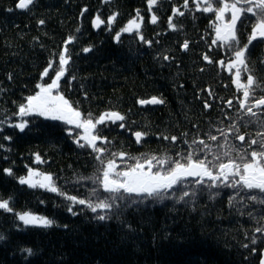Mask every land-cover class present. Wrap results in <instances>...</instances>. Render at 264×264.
Listing matches in <instances>:
<instances>
[{
	"label": "trees",
	"instance_id": "16d2710c",
	"mask_svg": "<svg viewBox=\"0 0 264 264\" xmlns=\"http://www.w3.org/2000/svg\"><path fill=\"white\" fill-rule=\"evenodd\" d=\"M209 2L188 0L185 8V0H159L150 8L148 0H35L28 9H19V0H0V119L6 120L0 126V198L12 208L0 210V234L5 237L0 241V264L260 263L264 232L256 229L264 228V204L251 199L264 196L258 190L210 188L207 183L197 188L185 182L163 200L133 194L117 200L115 209L93 213L86 207L110 195L99 184L109 160L121 171L136 158L143 162L145 157L170 156L183 161L196 151L201 159L207 154L211 160L233 149L230 156L246 153L245 161H250L251 151L261 150L264 105L257 108L255 102L264 98V38L257 37L246 51L248 71H241L240 83L247 84L251 75L254 85L244 101L243 89L233 83L237 69L228 67L237 46L213 44L219 22L214 11L201 10ZM222 2H212V7ZM138 11L141 29L122 32ZM97 15L105 21L99 28L92 25ZM228 19L230 13H225ZM255 21L254 14L245 13L238 23L239 48L248 44ZM65 50L69 63L55 93L80 111L82 119L91 114L95 122L113 111L125 117L98 126L99 152L79 147L83 129L64 121L32 115L23 132L10 126L19 122L18 107L37 93V85L55 77ZM45 69L48 73L42 76ZM154 96L164 103L140 105V100ZM241 101L246 107L241 108ZM248 107L257 115L248 114ZM137 131L146 133L141 143L135 140ZM200 141L211 146V152ZM29 169L51 175L58 192L21 185L19 179L27 177ZM68 196L86 204L73 205ZM23 212L53 223L25 226L18 219ZM99 215L109 218L101 220Z\"/></svg>",
	"mask_w": 264,
	"mask_h": 264
},
{
	"label": "snow or ice",
	"instance_id": "6c2138e0",
	"mask_svg": "<svg viewBox=\"0 0 264 264\" xmlns=\"http://www.w3.org/2000/svg\"><path fill=\"white\" fill-rule=\"evenodd\" d=\"M35 0H19L16 5L19 9H28ZM159 0H148L149 7L157 4ZM215 3H221V0H212ZM212 2L207 3V6L202 8L203 12H215L216 20L219 22L215 25V39L213 44L219 41L222 45L228 48H233L236 45V50L234 52L235 59L228 65L229 70L232 68L237 69L236 76L233 83L238 89H243L244 101H247L252 95L251 89L254 85V81L251 75L248 76L247 84L240 83V73L241 71H248L246 64V51L249 45L257 37L264 38V0H232L231 3L222 2V6L218 8L212 7ZM184 7H188V0H185ZM199 8V4H197ZM176 13L177 9H173ZM225 13H230V19L225 20ZM254 14L256 16V21L252 26L251 35L249 36L248 44L244 45L243 48H239L238 40V23H241L244 18V14ZM183 15L184 13H179ZM115 19V14L108 17L107 25L111 27ZM142 17L137 12V16L128 21V24L121 30L122 32H132L134 29L139 31L141 29ZM140 20L141 22H137ZM169 27L173 28L174 25L171 23L172 17L169 18ZM157 22V17L152 16V23ZM42 24L43 21H40ZM105 21L97 15L92 20L93 27L99 28ZM78 31V30H77ZM121 35L120 32L117 33L116 38L119 39ZM70 40L73 38H69ZM143 39V37H141ZM67 43V42H66ZM185 48H187V42L185 43ZM83 51H90L89 48H84ZM168 59V57H165ZM207 59V57H205ZM69 60L67 58V50L60 53V64L59 70L56 71L55 78L52 79L50 84L40 85V91L34 96H28L27 103H22L18 107V112L16 115L20 118L19 122L11 124V127L18 128L23 132L29 125L30 121L27 119L32 115H38L51 120L64 121L68 125H74L76 129H83V135L77 138V144L81 148L91 147L94 151L99 152L100 149L96 147V141L100 139L99 135V125H105L107 122L111 121L115 124L117 121H124L125 117L119 112H106L102 114L98 119L93 122L91 114L89 118L82 119L81 113L77 109L73 108L68 100L64 98L63 95L57 94L53 95L52 90L58 88L60 78L65 75L67 71V65ZM53 65L49 63V68ZM48 69H45L42 76L47 75ZM241 101V108L246 107L245 102ZM141 105L144 104H162L163 100L157 97H152L150 100H140ZM264 105V98L258 99L256 101L255 107L259 108ZM248 114L256 116L257 114L253 112L251 107L247 108ZM6 120L0 119V126L4 125ZM121 128L125 127V124H120ZM2 130V128H0ZM71 129L69 130L71 134ZM137 143H141L142 138L146 136V133L137 131L135 134ZM10 139V138H6ZM177 138L172 137L175 141ZM210 139L215 140V136H211ZM241 141L244 140L243 136H240ZM83 140L84 143H80ZM195 143V142H194ZM204 144L203 141H200ZM257 143L256 141L252 142ZM3 145H0L2 148ZM205 149L211 152V146L204 144ZM229 151L219 153L215 155L211 160L207 158L201 159L197 156L196 151L189 152L186 158L181 161L179 159L173 160L172 157H145L143 162H140V158H136V163L134 165H129L127 170L116 171L117 165L113 160H109L107 165L103 170L102 179L99 180V184L102 185L105 192L110 195L104 200H100L98 203H93L89 201L87 204L85 200H77L76 196H68L66 199L71 201L73 205H85L91 209L93 213L97 212V209L108 210L116 208L117 200L131 199L133 194L137 199H157L163 200L169 190L173 189L174 186H179L185 182H191L197 185V188L208 184V187H226L232 189H243V190H258L261 194H264V144L261 145V150L251 151L250 161H245V155L237 152L236 157L230 156ZM203 151V150H201ZM123 158L124 154H120ZM227 162H223V160ZM37 162L40 161L39 155L36 156ZM240 161V162H237ZM8 175H12L10 169L5 170ZM238 177V179H235ZM189 178L191 180L189 181ZM19 183L21 185L27 184L30 188H40L47 189L52 193H57L58 188L53 184V177L51 175H46L40 172H36L33 169L28 170L27 177H20ZM63 193H61L62 195ZM96 196L95 191L92 193ZM188 192H184V196H188ZM192 195H196V190L192 192ZM99 199V197H97ZM252 200L257 201L260 204H264V196L257 197L255 195L251 196ZM135 203V200L132 201ZM231 203V200H230ZM0 210H5L8 212L12 211L9 206L8 200H2L0 198ZM69 211L73 215L76 213L69 207ZM251 215V213L249 214ZM101 220L109 218L107 215H99ZM18 219L23 222L25 226L27 225H39L42 227H49L52 225L53 221L40 215H33L29 212H23L18 214ZM257 233L264 232V228L258 227L256 229ZM3 234H0V241L4 240ZM257 243L255 237L252 238V245ZM245 248L249 245H244ZM28 255H32V249H24ZM255 251V248L253 249ZM260 264H264V257L261 258Z\"/></svg>",
	"mask_w": 264,
	"mask_h": 264
},
{
	"label": "rangeland",
	"instance_id": "374dc122",
	"mask_svg": "<svg viewBox=\"0 0 264 264\" xmlns=\"http://www.w3.org/2000/svg\"><path fill=\"white\" fill-rule=\"evenodd\" d=\"M134 30H135V29H134ZM54 78H55V77H54ZM51 82H52V81H51ZM51 82H50V83H51ZM50 83H49V84H50ZM45 86H46V84H45ZM39 91H40V88H39V90H38L37 92H39ZM52 94H53V95H57V94H59V93H55V90L53 89V90H52ZM34 95H35V94H34ZM34 95H32V96H34ZM60 95H61V94H60ZM26 103H27V100L25 101V104H26ZM82 135H83V134H82ZM120 170H121V169H120ZM121 171H124V170H121ZM20 214H22V213H20ZM33 215H36V214H33Z\"/></svg>",
	"mask_w": 264,
	"mask_h": 264
},
{
	"label": "water",
	"instance_id": "95a60500",
	"mask_svg": "<svg viewBox=\"0 0 264 264\" xmlns=\"http://www.w3.org/2000/svg\"><path fill=\"white\" fill-rule=\"evenodd\" d=\"M182 49L184 50L185 49V47L183 46L182 47ZM148 100H150V99H148ZM255 104H256V102H255ZM141 105V104H140ZM144 105H147V104H144ZM150 105H155V104H150ZM135 136V135H134ZM135 140H136V137H135ZM137 142V141H136ZM262 257H264V249L262 250V255H261V258ZM261 260V259H260ZM260 264V263H259Z\"/></svg>",
	"mask_w": 264,
	"mask_h": 264
},
{
	"label": "bare ground",
	"instance_id": "6f19581e",
	"mask_svg": "<svg viewBox=\"0 0 264 264\" xmlns=\"http://www.w3.org/2000/svg\"><path fill=\"white\" fill-rule=\"evenodd\" d=\"M241 141V140H240Z\"/></svg>",
	"mask_w": 264,
	"mask_h": 264
}]
</instances>
